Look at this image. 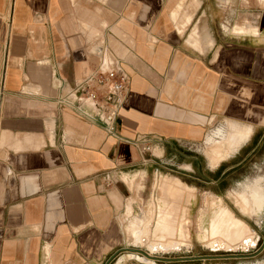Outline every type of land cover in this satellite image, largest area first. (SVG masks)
Instances as JSON below:
<instances>
[{"label": "crops", "instance_id": "1", "mask_svg": "<svg viewBox=\"0 0 264 264\" xmlns=\"http://www.w3.org/2000/svg\"><path fill=\"white\" fill-rule=\"evenodd\" d=\"M249 4L0 0V264H104L160 150L201 140L216 165L264 124V0ZM99 67L128 76L114 135L54 102Z\"/></svg>", "mask_w": 264, "mask_h": 264}, {"label": "rangeland", "instance_id": "2", "mask_svg": "<svg viewBox=\"0 0 264 264\" xmlns=\"http://www.w3.org/2000/svg\"><path fill=\"white\" fill-rule=\"evenodd\" d=\"M247 6L254 5H250L248 0ZM236 20L258 25L254 14L248 13ZM258 105L264 106V102L258 101ZM219 124L220 121H217L215 127H210L209 134L218 126L225 125ZM156 146L154 148L158 149ZM164 151L161 153L160 150V155L152 158L156 163L151 162V171L144 176L143 181L141 180L143 187L139 189L141 186L139 178L133 188L135 191L128 190L126 193L125 198L134 196L132 206L127 204L125 214L121 208L116 215L124 236L123 249L118 250L108 264H263L264 246L259 251L258 248L264 237V207L259 217L250 205H245L250 199H244L250 198V189L255 188L256 182L260 181L264 190V124L254 128L246 142L216 165L211 164L207 154L208 148L201 140L193 144L173 143L171 146H165ZM222 170L224 172L219 174ZM154 173L158 174L150 193ZM132 183L133 181L129 182ZM156 194L158 205L154 207L153 197ZM178 210L176 216L175 211ZM169 211L175 219L186 226L188 240L185 244L188 248L174 252L152 253V256L157 258H153L151 263H141L127 258L133 252L139 257L149 252L143 247L132 246L131 229H128V234L124 226L141 225L149 216L163 218ZM129 219L132 221L128 225L126 222ZM205 220L208 234H202L201 225ZM239 220L245 222L257 235L254 247H249L245 251L240 249L211 251L204 245L216 232L224 229L230 233L231 228L235 227V222ZM204 236L207 237L206 241L203 240ZM123 256L126 258L122 259ZM184 256L212 257L169 259Z\"/></svg>", "mask_w": 264, "mask_h": 264}, {"label": "bare ground", "instance_id": "3", "mask_svg": "<svg viewBox=\"0 0 264 264\" xmlns=\"http://www.w3.org/2000/svg\"><path fill=\"white\" fill-rule=\"evenodd\" d=\"M131 177L133 176L131 175L127 178ZM153 205L154 207H157L158 205L157 194L153 197ZM170 212L171 211H169V214L163 218L157 217L156 219L155 216H149V219L142 222L141 225L134 224L129 228L131 229L130 237L132 238V246L143 247L149 252V254H142V257H139L133 252L131 255H128L127 258L134 259L141 263H151L153 259L152 253L174 252L179 251L181 248H188L185 244L188 240L186 226L175 219ZM175 212L177 216V212H179V210ZM228 218L229 220L231 219L230 217ZM205 222L206 220L202 222L201 225L202 234L209 233L206 229ZM158 232H160V234H157ZM206 239L207 237L204 236L203 240L206 241ZM256 241L257 235L252 232L245 222L239 220L235 222V227L231 228L230 233L224 229L221 232H216L212 234V237L208 239L204 245L211 251H234L236 249L245 251L249 247H254L256 245ZM125 258L126 256H123L122 259Z\"/></svg>", "mask_w": 264, "mask_h": 264}, {"label": "built area", "instance_id": "4", "mask_svg": "<svg viewBox=\"0 0 264 264\" xmlns=\"http://www.w3.org/2000/svg\"><path fill=\"white\" fill-rule=\"evenodd\" d=\"M127 90L128 76L121 68L99 67L70 83L54 102L114 135L116 114ZM142 149L148 150L149 145H142Z\"/></svg>", "mask_w": 264, "mask_h": 264}, {"label": "flooded vegetation", "instance_id": "5", "mask_svg": "<svg viewBox=\"0 0 264 264\" xmlns=\"http://www.w3.org/2000/svg\"><path fill=\"white\" fill-rule=\"evenodd\" d=\"M263 191L264 190H263V188L261 186L260 181L259 182H256L255 188L254 189H250V192H249L250 198L246 197L244 199V200L250 199L249 202H245V205H247V206L250 205L253 208V211L255 213H257L259 215V217H261V211L263 210V207H264V192ZM259 221H260V218H259Z\"/></svg>", "mask_w": 264, "mask_h": 264}, {"label": "water", "instance_id": "6", "mask_svg": "<svg viewBox=\"0 0 264 264\" xmlns=\"http://www.w3.org/2000/svg\"><path fill=\"white\" fill-rule=\"evenodd\" d=\"M263 246H264V237H263L262 242H261V244H260V246H259V248H258V251H259ZM120 249H123V248H119L118 250H120ZM134 250H135V249H134ZM137 251H139V250H137ZM258 251H257V252H258ZM115 254H116V253H115ZM115 254L109 256V257L106 259V261L104 262V264H108V262L114 257ZM222 256H223V255H222ZM202 257H212V256H184V257L169 258V259H192V258H202ZM153 258H157V257H153ZM166 259H167V258H166Z\"/></svg>", "mask_w": 264, "mask_h": 264}]
</instances>
